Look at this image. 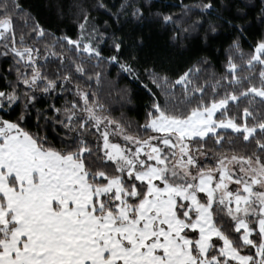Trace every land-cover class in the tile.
<instances>
[{
  "label": "snow or ice",
  "instance_id": "obj_1",
  "mask_svg": "<svg viewBox=\"0 0 264 264\" xmlns=\"http://www.w3.org/2000/svg\"><path fill=\"white\" fill-rule=\"evenodd\" d=\"M46 6L0 0V264H264V0Z\"/></svg>",
  "mask_w": 264,
  "mask_h": 264
},
{
  "label": "trees",
  "instance_id": "obj_2",
  "mask_svg": "<svg viewBox=\"0 0 264 264\" xmlns=\"http://www.w3.org/2000/svg\"><path fill=\"white\" fill-rule=\"evenodd\" d=\"M23 2L26 6H32L33 11L37 13L42 20L51 25L53 30L57 29V25L59 26V31H67L73 27L71 20H65L63 22L58 20L54 12L47 8L46 5L48 0H23ZM109 2H115V0H109ZM169 2L174 3L176 0H165V3ZM166 40L167 37L163 34L148 32L146 30V42L149 48H156L160 51H164L167 47ZM103 71L104 76L102 77V82L99 88L101 102L110 106L113 116H119L120 112L124 111L128 116H131L135 119H140L143 116V89L130 78L118 76L116 67L106 68ZM115 86L130 88L133 92V95L135 96L134 103L131 105H125L122 108L121 102L115 99ZM93 87H96L95 84H93Z\"/></svg>",
  "mask_w": 264,
  "mask_h": 264
}]
</instances>
